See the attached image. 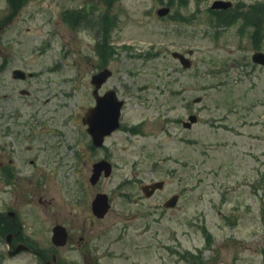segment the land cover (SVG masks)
Here are the masks:
<instances>
[{"label": "rangeland", "instance_id": "obj_1", "mask_svg": "<svg viewBox=\"0 0 264 264\" xmlns=\"http://www.w3.org/2000/svg\"><path fill=\"white\" fill-rule=\"evenodd\" d=\"M100 1L33 0L14 23L18 45L13 35L0 37V63L24 64L39 72V80L50 79L37 112L45 128L59 133L53 143L67 155L66 166L56 167V179L66 180L57 209L73 206L84 174H90L94 153L89 151L87 164L75 156L84 145L79 121L95 103L92 76L107 67L113 76L100 93L116 90L125 106L123 131L99 153L116 167L101 186L115 196L110 215L95 223L104 232L103 263L264 264V67L252 63L254 33L263 34L264 50V15L248 11L251 3L262 6L259 0H231L247 6L221 17L210 11L214 0ZM164 6L171 13L159 17ZM6 10L7 0H0V19ZM66 10L89 13L82 25L87 28L67 24ZM107 19L113 26L105 39L98 20ZM2 38L14 39L9 52ZM103 42L105 55L95 51ZM189 50L193 66L184 69L172 52ZM54 65L55 72L43 71ZM199 96L202 103L193 104ZM191 114L199 120L188 130L181 121ZM135 126L142 127L138 134L124 128ZM131 177L136 185L121 186ZM156 179L166 181L165 189L141 198L139 182ZM133 187L137 204L118 198ZM177 194L175 209L156 206ZM66 252L65 259L71 255ZM7 264L37 263L25 254Z\"/></svg>", "mask_w": 264, "mask_h": 264}, {"label": "flooded vegetation", "instance_id": "obj_2", "mask_svg": "<svg viewBox=\"0 0 264 264\" xmlns=\"http://www.w3.org/2000/svg\"><path fill=\"white\" fill-rule=\"evenodd\" d=\"M256 3L258 2L250 5ZM238 4L241 7L247 6L240 2ZM259 4L264 5V0H259ZM220 11L224 10L215 12L218 14ZM14 18L10 20L7 15L4 17L3 34L7 37L15 36L18 32V27L14 26L17 22ZM10 28L15 32L10 34L8 32ZM13 42L14 40L4 41L6 51L9 52L13 48ZM259 45L261 47L263 45L261 38ZM261 47L260 49L253 47L254 52L263 51ZM19 69L26 70L27 73L21 75V78H16L14 71ZM36 76L38 75L24 64L4 59L0 63V264H7L9 259L25 254L37 264H104L106 257L99 245L104 232L95 228V223L104 221L110 215L112 199L115 196L101 189L103 181L112 177L104 176L106 169L102 170L101 178L95 183L92 181V174L96 172L95 165L98 162H112L108 154L99 153L106 150L107 140L117 132L105 138L102 147H97L89 135L90 106L81 116L79 123L84 145L82 143L81 153L77 151L75 156L87 164L89 151H92L95 159L90 166V174L87 172L84 174L81 192L79 195L78 192L75 194L73 206L60 212L57 209L60 205L57 194L63 193L62 186L66 180L56 179L57 176L60 178L56 167L63 169L66 166L67 155L60 151L58 142L53 143L59 133L54 129L45 128V125L38 121L37 107L41 102V95L48 88L47 80L41 81L35 78ZM26 98L30 100L26 101ZM70 146L71 144L67 145L68 148ZM112 165L114 174L116 167L115 164ZM137 183V179L131 177L122 179L121 186L129 184L130 189L132 184ZM152 183L153 180L146 184ZM146 184L139 182L141 198H154L166 187L165 181L163 188L147 197L143 191ZM88 187L94 190L93 195L90 194ZM135 188L133 187L134 190L131 192L128 189L127 192L123 190L116 194L118 198L135 205L140 200L138 195L136 196ZM99 194L108 195L111 202V207L104 217H99L92 208L93 201ZM169 198L170 196L156 206L167 210L164 205ZM88 209L90 215L86 216ZM58 228L65 235L66 242L63 245L57 244V240H54ZM19 248H22V252L14 254ZM64 249H67L66 253L71 254L66 259L63 255Z\"/></svg>", "mask_w": 264, "mask_h": 264}, {"label": "water", "instance_id": "obj_3", "mask_svg": "<svg viewBox=\"0 0 264 264\" xmlns=\"http://www.w3.org/2000/svg\"><path fill=\"white\" fill-rule=\"evenodd\" d=\"M218 7H223V8H228L230 7L229 3L226 4H220L216 3L214 5V8ZM168 12L167 9L160 10L159 14L164 15ZM173 56L175 58H179L182 62V64L188 68L191 66L190 60L186 59L183 55L179 53H174ZM254 60L264 64V54L262 53H257L254 56ZM112 75V72L109 71L108 69H105L103 72L95 75L92 79L93 84L96 86L97 89H99L107 80L108 78ZM95 94H97V90L95 91ZM202 98H197L194 102H200ZM122 103L118 102L115 93L111 92L106 95L105 98H99L97 96V106L93 109L90 110L89 116L91 117V120H95L93 124L91 125V130L90 133L93 135L94 142L96 145L100 146L103 142V138L106 134H110L114 129H116L118 126L116 123L118 122V116H119V111L121 108ZM110 118H113L115 120L113 128L110 130H107V123L110 122ZM192 121H196V117H191ZM186 126H191L190 124H186ZM107 170L106 175H110L111 171V165L105 162H100L99 164L95 165V171L96 174L93 176L92 181L95 183L99 179L100 172L103 169ZM161 184V183H160ZM162 186V185H160ZM177 203V197H174L169 201L167 204V207H174ZM94 211L97 215L99 216H104V214L107 212L109 205L107 202V197L104 195H99L97 199L94 202ZM19 252V250L17 251Z\"/></svg>", "mask_w": 264, "mask_h": 264}]
</instances>
